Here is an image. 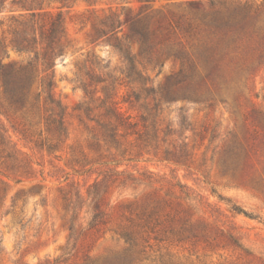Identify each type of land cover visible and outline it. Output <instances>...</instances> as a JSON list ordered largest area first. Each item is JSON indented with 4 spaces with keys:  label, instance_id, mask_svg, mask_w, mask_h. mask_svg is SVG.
I'll return each instance as SVG.
<instances>
[{
    "label": "rangeland",
    "instance_id": "1",
    "mask_svg": "<svg viewBox=\"0 0 264 264\" xmlns=\"http://www.w3.org/2000/svg\"><path fill=\"white\" fill-rule=\"evenodd\" d=\"M1 1L3 67L27 58L8 46L12 16L46 11L60 12L64 18L66 47L55 62L52 91L65 112L67 138L59 151L37 148L29 140L37 118L28 110L22 117V112L10 108L0 86V140L7 143L6 151L0 152V264H48L63 255L70 224L74 226L67 246L70 254L57 264H82L86 257L112 264H264V67L248 78L208 80L209 90L203 88L200 99L184 98L187 86L180 89L179 97L168 99L161 87L177 73L179 64L162 57L154 70L146 71L149 84L159 91V102L147 97L155 114L151 122L158 128L154 139L159 141L158 149L139 150L134 135L120 136L126 131L120 127L117 140L124 155L113 147L106 151L95 138L100 133L97 122L105 120L103 94L88 99L77 81V66L95 58L99 65L93 68V77L85 70L81 76L91 79L97 90L98 76L116 77L117 93L112 96L137 120L138 103L131 106L123 99L130 89L124 85L130 72L125 54L106 39L95 36L94 41L89 34H96L111 14L121 23L117 37L127 44L123 51L132 55L139 45L130 36L131 27L135 23L141 31L149 21L153 24L147 13L189 12L190 1H199L197 6L209 11L210 0ZM141 96L147 95L141 92ZM167 121L174 130L170 136L161 131ZM22 128L27 138L20 134ZM164 137L186 142V152L168 155L180 162L159 160L166 146L171 148ZM9 151L17 158L6 159ZM114 167L122 174L115 181L102 182L107 222L98 231L89 229L87 190ZM232 204L253 218L234 214ZM120 230L131 232L134 241L119 238Z\"/></svg>",
    "mask_w": 264,
    "mask_h": 264
},
{
    "label": "trees",
    "instance_id": "2",
    "mask_svg": "<svg viewBox=\"0 0 264 264\" xmlns=\"http://www.w3.org/2000/svg\"><path fill=\"white\" fill-rule=\"evenodd\" d=\"M2 3L3 1L0 0V8ZM198 3L199 1H190L192 10L189 12L160 10L155 14L147 13L146 16H149L150 20L154 18V23L149 21L145 30L140 31L134 23L130 36L137 40L139 48L138 52L132 55L127 50L123 51L127 44L121 43L117 37L121 23L111 14L107 16L108 19L103 22L102 28H98L96 34H89L94 41L96 38L106 39V42L118 52L125 54L130 72L125 75L127 80L124 85H129L130 89L126 97L123 95V99L131 106L138 103L140 109L137 120L121 110L114 98L119 82L117 83L116 77L110 73L105 78L98 76L96 79L98 83H101L99 90H97L98 87L91 86V79L87 80L81 76L80 72L83 70L92 76L93 68L99 65V61L95 58H86L77 66L79 73L77 81L87 98L91 99L98 92L103 94L100 102L103 105L105 120L97 122L100 133L96 134L95 138L104 144L106 151L113 147L119 151L120 155H124L125 149L121 148V143L117 140L120 127L126 130L120 136L134 135L133 143L139 150L147 146H151L154 150L158 149L159 141L154 140L157 138L158 128H155L151 122L155 114L148 107L147 97L151 95L152 100L155 101L159 91L149 84L146 71L154 70L162 57H170L179 64L177 73L170 75L161 87L162 94L168 99L179 97V91L184 86H187L189 91L188 94L183 95L184 98L200 99L203 97V88L206 90L209 88L208 80L217 81L240 76L248 78L264 67V0H210L213 8L209 11L200 9L197 6ZM10 20L11 24L7 32L8 46L25 54L27 58L24 62L3 67L0 57V86L4 99L10 108L22 112V117L26 116L25 109L37 118L34 132L29 136V140H33L37 148H45L48 152L59 151L61 144L67 138V129L64 122L65 112L52 91V79L56 59L64 54L66 47L63 40L64 18L60 12L52 14L46 11H30L28 16L18 13ZM91 30H96L93 23ZM179 75L182 76L181 80L172 79ZM183 81L185 83H182ZM134 85H138L139 89H135ZM141 92L146 93L147 96L142 97ZM167 122V126L161 131L164 135L170 136L174 130L169 127L170 121ZM25 131L24 128L19 131L23 138H27ZM183 139H186V136ZM162 141L171 148L166 146L165 156L159 160L180 162L175 156L173 157L177 160L168 155L186 152V142L177 143L176 140L165 139V137ZM6 147L7 143L0 140V152L6 151ZM82 156L84 158L81 165H85L86 156L85 154ZM4 157L17 158L11 151ZM110 161L119 163L118 160ZM120 174L122 171L114 167L104 172L101 180H95L89 186L86 194L91 208L87 223L89 229L98 231L102 225L106 224L108 213L102 204L106 190L102 182H107L109 179L115 181ZM213 195L219 200L223 199L215 190ZM230 210L234 214L243 213L253 218L236 204H232ZM69 230L67 246L73 240L74 226L72 224L69 225ZM116 234L125 242L134 241L129 231L120 230ZM67 246L63 249V255L70 254ZM63 255L54 258L48 264H57L65 258ZM82 264L112 263L105 259L86 257Z\"/></svg>",
    "mask_w": 264,
    "mask_h": 264
}]
</instances>
